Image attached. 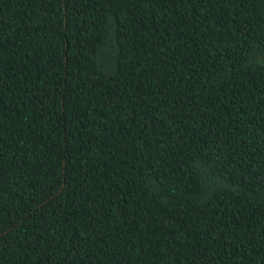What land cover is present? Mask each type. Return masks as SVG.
Here are the masks:
<instances>
[{
	"label": "trees",
	"instance_id": "1",
	"mask_svg": "<svg viewBox=\"0 0 264 264\" xmlns=\"http://www.w3.org/2000/svg\"><path fill=\"white\" fill-rule=\"evenodd\" d=\"M0 264H264V0H0Z\"/></svg>",
	"mask_w": 264,
	"mask_h": 264
}]
</instances>
